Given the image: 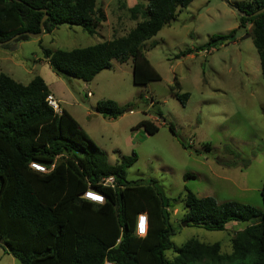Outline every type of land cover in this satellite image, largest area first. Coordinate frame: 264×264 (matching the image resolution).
<instances>
[{
  "label": "trees",
  "instance_id": "1",
  "mask_svg": "<svg viewBox=\"0 0 264 264\" xmlns=\"http://www.w3.org/2000/svg\"><path fill=\"white\" fill-rule=\"evenodd\" d=\"M189 1L135 2L127 7L135 23L126 33L69 49L41 46L42 56L62 78L90 80L110 65L111 58L123 61L129 56L134 82L156 78L138 44L172 18L177 6ZM235 5L250 13L264 0ZM44 12L42 33L64 23L91 33L105 18L95 0H0V40L22 30L37 32ZM237 19L236 27L209 36L198 49L209 52L234 40L236 28L249 22L250 29L242 36H250L264 77V9L250 16L237 14ZM28 37L19 34L11 41ZM186 52L188 48L177 56ZM47 93L38 74L22 83L0 70V245L21 264H102L104 259L113 264H264V180L259 188L261 208L232 199L216 201L187 189L182 198L186 224L217 230L232 221L243 225L230 233L228 252L220 250L219 241L206 243L194 237L175 245L170 240L174 227L168 208L176 199L165 196L152 179H126L125 168L134 160V152L107 163L103 150L74 117L63 108L54 112L46 103ZM177 96L184 99L186 93ZM93 109L109 117L122 111L111 98L96 100ZM139 125L146 133L157 129L148 119L134 124ZM167 125L173 131L171 123ZM31 160L53 165L39 171L28 165ZM109 175L112 186L101 183ZM87 187L102 193L104 200L80 197ZM141 211L146 213V230L136 235L135 218ZM169 249L170 257L165 255Z\"/></svg>",
  "mask_w": 264,
  "mask_h": 264
},
{
  "label": "rangeland",
  "instance_id": "2",
  "mask_svg": "<svg viewBox=\"0 0 264 264\" xmlns=\"http://www.w3.org/2000/svg\"><path fill=\"white\" fill-rule=\"evenodd\" d=\"M144 1L95 0L105 18L91 33L64 23L39 38L0 44V70L22 83L34 74L48 79L54 71L42 56L41 46L69 49L122 35L135 23L127 7ZM248 2L190 0L177 6L172 18L138 44L158 77L134 82L131 57L111 58L110 65L90 80L69 77L73 98L58 103L103 150L107 163L134 152V160L125 168L126 179H152L165 196L176 199L168 208L174 227L170 240L175 245L194 237L206 243L219 241L220 250L228 252L230 233L243 225L232 221L217 230L186 224L182 198L187 189L216 201L232 199L262 206L264 77L250 36H242L251 24L236 28L234 40L209 52L198 49L209 36L237 26L238 13L230 4L246 7ZM185 48L189 52L177 56ZM180 92L186 93L184 99L177 96ZM102 98L115 100L122 109L120 115L96 112L93 105ZM140 119L151 120L156 131L146 133L141 125L134 126ZM165 255L170 257L172 251L166 250ZM0 264L21 263L0 245Z\"/></svg>",
  "mask_w": 264,
  "mask_h": 264
},
{
  "label": "built area",
  "instance_id": "3",
  "mask_svg": "<svg viewBox=\"0 0 264 264\" xmlns=\"http://www.w3.org/2000/svg\"><path fill=\"white\" fill-rule=\"evenodd\" d=\"M86 95L89 94V91L86 90ZM45 101L46 103L52 108L54 112L60 111V106L58 104V100L51 94L47 93L45 95ZM28 165L36 170L39 171H46L48 168L52 167L53 163L49 164V167L45 166L44 164H41L36 161H29ZM102 184L112 186L113 184V178L111 175L103 177L101 180ZM80 197L91 200L93 202H102L104 200V195L100 192L94 191L87 187L82 192L78 194ZM147 225V217L146 213L141 211L136 214L135 223H134V233L136 235H143L146 230ZM102 264H113L111 261L104 259Z\"/></svg>",
  "mask_w": 264,
  "mask_h": 264
},
{
  "label": "crops",
  "instance_id": "4",
  "mask_svg": "<svg viewBox=\"0 0 264 264\" xmlns=\"http://www.w3.org/2000/svg\"><path fill=\"white\" fill-rule=\"evenodd\" d=\"M39 76H41V78L43 79V81H44V83L48 89V92L51 93L52 95H54V97L58 100V103L61 101L63 103H68L69 98L70 99L73 98L72 88H70L67 85V81H69L70 78H65L66 81L64 83V81H62V78L59 77L55 72L53 75L51 73V75L48 77V79H46V77L44 78L42 75H39ZM60 108L65 109L62 105H60ZM68 113L70 114V112H68ZM71 116L73 117V115H71ZM236 228H239V227H236Z\"/></svg>",
  "mask_w": 264,
  "mask_h": 264
},
{
  "label": "water",
  "instance_id": "5",
  "mask_svg": "<svg viewBox=\"0 0 264 264\" xmlns=\"http://www.w3.org/2000/svg\"><path fill=\"white\" fill-rule=\"evenodd\" d=\"M230 6L235 9V11L240 14V15H244V16H250V15H253V14H256L258 12H261L263 9H264V5L259 7L258 9L250 12V13H247L245 12L244 10L240 9L237 5H234V4H230ZM43 11H45L44 8H41ZM46 17V12L43 13L42 17L40 18L39 20V23H38V26H39V30L37 32H31V31H28V30H22V31H19V32H16L14 34H12L10 37L4 39V40H0V44L1 43H4V42H8V41H11L13 38L17 37L19 34H26L28 35L29 37H38L42 31H43V27H42V21L44 20V18ZM128 109V108H127Z\"/></svg>",
  "mask_w": 264,
  "mask_h": 264
}]
</instances>
